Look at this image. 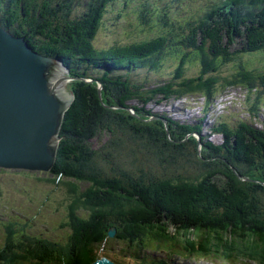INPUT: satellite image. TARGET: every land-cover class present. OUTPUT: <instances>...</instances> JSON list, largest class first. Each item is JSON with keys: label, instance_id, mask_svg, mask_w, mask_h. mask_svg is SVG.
<instances>
[{"label": "trees", "instance_id": "1", "mask_svg": "<svg viewBox=\"0 0 264 264\" xmlns=\"http://www.w3.org/2000/svg\"><path fill=\"white\" fill-rule=\"evenodd\" d=\"M155 1L140 0L129 9L133 0H0L3 27L23 36L39 53L61 58L78 79H92L70 83L74 99L64 114L55 163L47 171L38 170L70 193L60 224L69 230V248L49 237H17L15 219L7 217L2 226L5 242L11 245L0 250V262L13 264L21 258L31 264H79L109 241L107 230L114 225L116 240L186 241L189 246L213 248L222 257H246L264 264V185L258 183H264V120L260 118L264 70L247 62L221 73L227 62L264 51V0H214L215 6L204 0L195 13L179 21L174 18L178 0ZM109 7L119 14L115 19L136 18V38L108 47L96 45ZM152 13L153 23L148 21ZM164 56L172 58L170 65H161L168 62ZM194 63L197 74L184 76ZM129 66L146 72L166 70L173 78L168 76L148 90L130 75L121 77L118 71L126 73ZM97 81L102 83L105 103L114 98L125 107L133 100L145 106L203 97L204 115L198 122L202 124L220 94L242 88L245 111L240 106L239 114L218 115L211 133L218 134L220 141L214 142L202 134L201 124L179 122L143 107L134 108L140 110V117L105 108ZM154 114L167 118L170 138L161 120L145 121ZM102 131L115 141L105 140L104 153L87 142ZM191 132L200 136V151L191 135L180 142ZM118 142H125V156L142 151L153 166H165L153 172L140 169L121 180L99 177L90 151L96 159L115 158L120 153L115 148ZM184 166H194L195 173L170 177L168 169ZM233 167L252 180H243Z\"/></svg>", "mask_w": 264, "mask_h": 264}, {"label": "rangeland", "instance_id": "2", "mask_svg": "<svg viewBox=\"0 0 264 264\" xmlns=\"http://www.w3.org/2000/svg\"><path fill=\"white\" fill-rule=\"evenodd\" d=\"M139 2L140 0H138V3ZM150 2H152V4L156 3L155 0H150ZM138 3L133 0V4L131 3L129 9L137 6ZM115 15L119 14L111 7L106 10L104 23L98 30L95 39L98 45H109L113 42L125 43V41L129 42L133 38H136V33L139 27L135 24L136 22H138L136 18L131 19L132 16L129 17V15H125L123 18L119 17L121 19H115ZM237 58V61H230L225 64L223 70L221 71L222 75L235 71L239 63L247 65V62L249 67H252V64H254L259 66L261 70H264V51L254 53L252 56H249L247 58H244L243 55L241 57L243 59H241L240 57ZM163 59H168V62L162 61L161 65H170L172 58L164 56ZM249 59L251 61H249ZM163 71L165 73H160V71H155L154 73L142 71L144 72V74H135V76H137L139 79L137 83L150 90L154 83L161 82V79L166 78V76L169 75L166 70ZM197 72L198 65L194 63V65H192L187 73H184V76L191 77L197 74ZM171 77L173 78V76ZM241 89L230 88L225 95L220 96L216 101H214V104H212L214 107H212L211 109L214 110L213 112L216 114V116L219 114V112L224 113L225 115L227 111L232 112V114L234 113L233 115H235L236 113L239 114L240 106H243L242 112L245 111L244 103L246 101V98H244L243 92H245L246 90ZM201 101L202 100L199 96H194L189 98V100L185 103H183L182 100H173L170 105L157 106L153 103H149L144 108H151L153 111L158 113L163 112L166 116H173L175 120L178 119L181 121H189L193 120V118L196 119L197 116L201 115ZM135 106H140V103H130V107ZM185 106H188V108H185ZM129 111L132 114L134 113L131 108H129ZM260 118L264 120V114L260 115ZM210 121L211 119H208V122ZM202 128H204L202 133L206 134L207 129L204 125L201 126V129ZM99 136L104 137L103 132H101ZM211 139L214 142L220 141L217 140L216 137H211ZM105 140L115 142L112 138L109 137L102 138L101 140L95 137L90 139L89 141L87 140V142H90V146L96 148L98 152L104 153L107 150ZM115 148L119 149L120 151V153L115 158L110 157V155H101V157L96 159L94 151H90L93 152L91 154V157L96 162L94 171L99 177L104 178L107 176L121 180V178L123 179L125 176H128L130 174H138L140 169H144L147 172H153L154 170H162L161 168L165 166H162L160 164L153 166L149 160L146 161L144 159L145 155L142 153V151H136L135 153H132L137 156H125L123 154L125 151V142H118ZM141 158H143L144 161H142ZM184 167L186 168H173L168 169L167 171L170 173V177L172 179H175L177 176H187L188 173H195L194 166ZM44 178L49 179L45 176L43 178H37L26 177L17 173H0V249H8L11 245L10 243L4 241L5 229H3L2 225L6 222L5 220L7 219V216H2L4 214L8 215L9 217H18L22 219L25 218L23 217V214L30 215L32 217H36L37 214L39 216L38 220L34 223H31L33 229L31 227L29 228V231L31 230L32 233L31 235H42L59 241H64L67 238L69 232L68 228L61 227L59 226V224L63 220L61 210L67 206L70 193L64 185L54 184L61 182H54L50 179L45 180ZM41 224L47 227L42 228ZM118 243L119 242L111 238L110 242L99 250V254L106 255L107 257H114L117 264H133L131 260L123 258V256L118 253L120 252L117 250ZM183 247L186 246L183 245ZM151 252L154 253L157 252V250ZM65 257L66 256H64L63 258ZM204 263L205 261L203 260L197 262V264Z\"/></svg>", "mask_w": 264, "mask_h": 264}, {"label": "water", "instance_id": "3", "mask_svg": "<svg viewBox=\"0 0 264 264\" xmlns=\"http://www.w3.org/2000/svg\"><path fill=\"white\" fill-rule=\"evenodd\" d=\"M68 81L56 59L36 52L0 23V173L45 176L38 170L55 162L73 100Z\"/></svg>", "mask_w": 264, "mask_h": 264}, {"label": "bare ground", "instance_id": "4", "mask_svg": "<svg viewBox=\"0 0 264 264\" xmlns=\"http://www.w3.org/2000/svg\"><path fill=\"white\" fill-rule=\"evenodd\" d=\"M188 104V103H187ZM192 106V105H191ZM218 120V119H217ZM203 122V121H202ZM219 122V121H218Z\"/></svg>", "mask_w": 264, "mask_h": 264}]
</instances>
